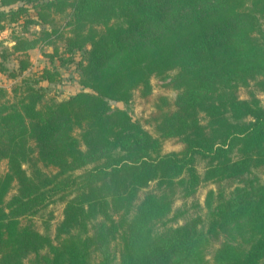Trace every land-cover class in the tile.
<instances>
[{
    "label": "trees",
    "instance_id": "1",
    "mask_svg": "<svg viewBox=\"0 0 264 264\" xmlns=\"http://www.w3.org/2000/svg\"><path fill=\"white\" fill-rule=\"evenodd\" d=\"M12 5L0 21L66 15V35L53 33L94 58L84 90L60 102L40 105V90L21 82L12 108L0 88V264H264V184L253 174L264 166L254 93L264 94V0H0ZM28 67L21 59L18 72ZM151 77L170 81L142 124L109 108L134 91L151 102ZM40 80L55 78L44 69ZM205 183L217 188L203 215L156 225ZM54 199L66 204L52 240L31 216Z\"/></svg>",
    "mask_w": 264,
    "mask_h": 264
},
{
    "label": "rangeland",
    "instance_id": "2",
    "mask_svg": "<svg viewBox=\"0 0 264 264\" xmlns=\"http://www.w3.org/2000/svg\"><path fill=\"white\" fill-rule=\"evenodd\" d=\"M11 9H16V5L6 8L0 7V13L2 11L7 13ZM29 14L30 17L35 18L34 10H29ZM67 21L68 18L66 15L56 16L54 18V26L52 24L26 25L23 19L15 23H10L5 19L0 21V25L4 26V28L0 30V88L7 91V106H12V108H14L15 105L21 102L22 96L19 89L20 86H23L21 82L30 83L31 87L40 90L42 93L40 105L43 106L52 102L66 100L84 90L80 83L83 75V67L87 66L94 56L89 53L90 47L71 53L66 50L61 36L66 35L68 30L65 25ZM54 29L57 30L61 36L56 37V34L53 33ZM21 39L28 40L31 47L29 48L28 45L25 46L20 43ZM55 52L56 54L54 55ZM24 58L28 59L29 67L26 71L19 73V61ZM92 68L93 67H91V70ZM44 69H49L54 75V82L48 83L47 81L40 80L41 71ZM174 73L175 72H172V74ZM169 81V78L162 81L157 77H151V102L149 103L143 104L139 98V93L134 91L131 99L127 103L111 101L108 106L111 110L119 109L126 112L132 122H140L142 124V118H146V116L153 111L152 99L164 92V85ZM249 90L254 89L252 86L249 88H239L237 92L239 98L241 100H248ZM254 93L259 100V105L264 109V94L256 90ZM167 94L171 97H175L176 91L172 90ZM2 102L3 100L0 101V105ZM164 147L166 150L176 148L171 141L166 142ZM203 167L204 162H199L198 171L201 174L203 173ZM1 169L6 171L5 162L1 163ZM50 169L51 168H45L44 171L51 173L52 171ZM253 174L257 176L260 183L264 184V166L253 170ZM224 184L228 185V183ZM153 186L154 184H151L140 196L142 197L145 191L150 190ZM216 188L217 186L212 183H205L197 188L192 197L185 200H175L171 210L159 217L156 221V225L161 226L162 223H167V227L170 225H182L185 221H189V219L193 217L203 215L204 210L201 208L204 206L207 192L209 190H215ZM15 193L16 186L13 185L11 190L8 191L4 197V201L7 202L10 200ZM65 204L66 201L54 199L44 209L31 216V221L35 229L40 234H47L52 240H55L57 225L63 220ZM195 205H199V207H195ZM175 216L178 217L177 221L169 223ZM234 232L235 229L232 228L228 235L232 236ZM225 237L227 239V235L221 236L219 240L214 241V244L218 245ZM64 238L65 235H61L59 241ZM67 245L64 247L67 248ZM161 254L163 253L161 252ZM161 254L159 256L157 255L158 259L162 258Z\"/></svg>",
    "mask_w": 264,
    "mask_h": 264
}]
</instances>
